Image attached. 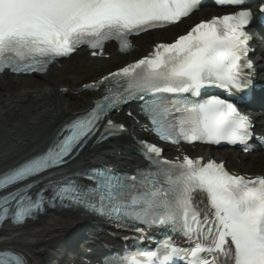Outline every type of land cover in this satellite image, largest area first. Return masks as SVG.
<instances>
[{
    "label": "snow or ice",
    "instance_id": "snow-or-ice-1",
    "mask_svg": "<svg viewBox=\"0 0 264 264\" xmlns=\"http://www.w3.org/2000/svg\"><path fill=\"white\" fill-rule=\"evenodd\" d=\"M200 3L0 0V73L43 74L84 46L93 57L103 55L109 41H116L121 53L130 52V37L176 24ZM217 3L238 7L242 0ZM260 11L264 14V7ZM251 16L240 10L197 23L173 42L157 43L149 55L84 85L102 90L92 109L66 124L46 151L0 173V192H6L0 195V224L22 225L59 202L139 233L131 238L140 242L150 239L151 229L165 230L155 248L128 252L117 264H264V175H234L212 159H164L163 149L146 141L140 143L149 167L134 174L92 170L84 174L89 185L46 175L65 167L97 132L102 140L124 131L122 124L104 123L105 117L133 101L149 120L145 130L162 142L226 143L249 151L254 125L236 103L199 97L206 89L232 95L250 86L248 70L254 66L245 29ZM0 264L26 261L20 253L0 250Z\"/></svg>",
    "mask_w": 264,
    "mask_h": 264
},
{
    "label": "bare ground",
    "instance_id": "bare-ground-1",
    "mask_svg": "<svg viewBox=\"0 0 264 264\" xmlns=\"http://www.w3.org/2000/svg\"><path fill=\"white\" fill-rule=\"evenodd\" d=\"M232 12L234 11L201 8L198 13H194L172 27L132 37L130 40L133 49L130 52L119 54L115 45L106 46L104 54L109 55L107 60L102 57L91 58L88 52L81 49L73 55L81 56L79 65L61 64L57 69L56 65L60 63L57 62L44 74L12 75L6 72L0 74V173L45 150L64 124L88 111L92 101L101 96L100 90L80 89L82 83L78 82L83 76L78 75L81 72L96 73L102 67L117 63L121 64V68L151 52L155 44L162 43L160 34L172 31L171 34L176 33L178 36L184 34L185 31L182 30L185 27L189 28L198 21H206L212 16ZM148 36L152 37V41H147ZM252 47L255 49L253 57L256 69L255 79L259 84L264 85V46L254 41ZM139 53L142 55L137 57ZM76 68H78L77 71ZM105 74L94 77L92 81H96ZM64 78H68L70 84H78L57 85ZM253 102L264 105V88L254 97ZM76 105L79 106L78 110L75 109ZM126 111H130L133 117H127ZM248 113L253 118L255 133L264 136V112L248 111ZM110 119L124 124L127 131L116 138L92 146L94 137L76 159L61 169L60 172H64L63 176L104 164L114 170L129 173L143 166L135 154L133 139L141 140L148 136L139 126L144 121L138 115L136 106L130 104L121 112L110 115ZM136 120H139V124H136ZM230 151L232 150L197 146L191 151V155L205 159L212 158L217 162L225 161L230 171H236L238 166H250L257 163L260 160V154L264 153L240 154L241 161L237 163V153ZM178 154L176 148L166 146L165 156L173 158ZM244 175H264V167L251 173L244 172ZM101 241L116 245V242L106 235V229L96 221H88L69 212L48 213L45 217L39 218L36 223L22 228L3 230L0 234V249L12 248L22 253L29 264H61L63 249L78 250L76 247L78 243L83 249L79 251L80 257L83 258L87 257L86 250L96 248ZM66 264L84 263L68 260Z\"/></svg>",
    "mask_w": 264,
    "mask_h": 264
},
{
    "label": "rangeland",
    "instance_id": "rangeland-1",
    "mask_svg": "<svg viewBox=\"0 0 264 264\" xmlns=\"http://www.w3.org/2000/svg\"><path fill=\"white\" fill-rule=\"evenodd\" d=\"M186 29L187 28L185 27L182 31L184 32ZM171 32L172 31H168V32H166L164 34H160L161 35L160 39L162 41H165V42L170 41L172 38H174L177 35L176 33L175 34L174 33L171 34ZM147 39H148L147 41H152V37L151 36H148ZM139 55H142V53H139L137 55V57ZM80 58H81V56L78 54V55L70 57V59H68V60L61 61L60 63L57 64V67H58L57 69H59L61 64H68V65H70V64H72V65L73 64H78L79 65L80 64L79 61L81 60ZM120 65H121L120 63L119 64L118 63L117 64H110V65H108L106 67H102L96 73H90L89 74V73H86L85 71L81 72L80 75H78V76H83V77H82L81 81H79L78 83L80 84V83H84L86 81H91L92 79H94V77H98L99 75H102V74L107 73V72H109V71H111L113 69H116V68L120 67ZM77 70H78V68H76V71ZM61 83L65 84V85H68V86H72V85H77L78 84V83L70 84V80L68 78L62 79V81H59L57 83V85L61 84ZM75 109L78 110L79 106L76 105ZM233 152L237 153L235 150H233ZM237 155H238V160H237V163H238L241 160H240V157H239L238 153H237ZM259 158H260V160L257 163L253 164V165H250V166H238L236 168V172H239V173L249 172V173H251V172H254V171H259L260 168L264 167V153H261ZM76 246H79V244L76 243ZM74 247H75V245H74ZM61 252H62V257H63V259H61V260L65 263L67 261V258H68V257H66V253H68L67 248L63 249ZM76 259H78V258H76Z\"/></svg>",
    "mask_w": 264,
    "mask_h": 264
}]
</instances>
